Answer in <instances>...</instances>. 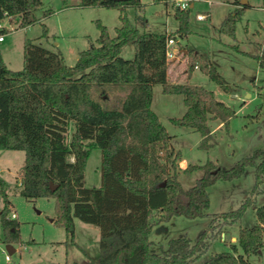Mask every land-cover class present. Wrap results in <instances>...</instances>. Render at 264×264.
<instances>
[{
  "label": "trees",
  "instance_id": "1",
  "mask_svg": "<svg viewBox=\"0 0 264 264\" xmlns=\"http://www.w3.org/2000/svg\"><path fill=\"white\" fill-rule=\"evenodd\" d=\"M175 1L162 0L165 6L174 7L179 22L177 30L168 33L142 32L129 19V7L143 10L141 0H80L81 7L119 8L121 25L111 36L98 20L99 37L80 51L74 65L66 63L62 51L50 50L33 39L25 41L22 69L10 68L0 53V149L26 154L20 171L22 195L31 200L56 199L53 221L66 230L68 246L79 247L75 218L101 229L98 258L88 256L65 264H197L212 241L238 222L248 207L255 209L258 223L241 228L231 250L211 255L205 264H252L249 256L264 246V202L257 201L264 194V148L228 169L219 168L213 160L187 166L185 171L201 168L204 174L186 189L179 179L181 153L171 146V135L152 109L156 84L166 94L183 95L187 110L171 122L198 131L204 149L213 146L211 122L220 120L229 127L236 116L234 108L218 100L213 90L169 81L168 40L176 39L177 34L187 38L190 33V6L182 9ZM232 3L236 8L217 29L235 36L237 22L251 5H241V0ZM42 4V0H0V20L21 16V26L34 24L38 18L33 10ZM52 12L48 10L46 15ZM43 36L48 37L47 29ZM127 45L134 47L132 59L121 55ZM181 50H185L183 46ZM187 53L188 76L200 68L224 90L236 91L201 53L193 49ZM108 83L125 85L126 95L118 107L105 108L96 97V93L99 98L106 94ZM94 148L102 151V184L87 187L86 164ZM248 167L255 168V184L241 206L209 214V187L219 180L240 178ZM52 184L57 185L56 190ZM6 191L0 178L5 201L1 216L7 241L12 243L19 240V222L8 218L11 209ZM208 215L212 217L210 226L194 241L187 235L176 237L162 253L151 251L154 226L175 216L195 219Z\"/></svg>",
  "mask_w": 264,
  "mask_h": 264
},
{
  "label": "rangeland",
  "instance_id": "2",
  "mask_svg": "<svg viewBox=\"0 0 264 264\" xmlns=\"http://www.w3.org/2000/svg\"><path fill=\"white\" fill-rule=\"evenodd\" d=\"M143 10L134 7L127 9L129 19L140 31L174 33L179 22L174 15L173 6H165L160 0H141ZM235 0H193L190 4L189 27L187 38L176 35V43L172 50L176 51V59L183 60L181 74L175 77V83H190L205 86L214 91L218 100L234 108L236 116L225 127L220 120L211 122L214 133L213 146L204 149L200 146L202 135L191 128L171 122V118L182 117L187 106L181 94H166L163 86H154L152 109L158 114L162 123L171 135V146L181 153L179 179L184 188L194 186L203 176L201 168L185 171L191 165H203L213 160L219 168L228 169L244 156L256 149L264 148V0H250L247 8L236 24L235 36L218 31L227 14L236 8L231 3ZM42 6L33 10L38 20L31 25L21 26V16L6 18L1 22L8 27L5 40L0 42V53L6 64L12 69L24 66V44L26 39L50 50H60L68 65H74L80 51L90 46V40L96 41L100 30L97 21L107 26L111 36L121 25V10L104 6L81 7L80 0H42ZM48 10L53 12L46 15ZM204 14L206 18H199ZM142 16V18L140 17ZM47 29L48 37L43 36ZM193 49L201 53L227 79L236 91H226L218 83L211 80L200 68H196L190 76L186 68L190 61L188 53L181 50ZM122 57L132 59L134 47L127 45ZM170 81V80H169ZM172 82V81H171ZM125 85L108 83L104 87L106 94L99 98L105 108L120 105L126 95ZM260 92L263 93L260 96ZM26 154L23 150L0 149V178L8 180L6 186L11 216L18 214L19 240L7 241V228L4 225L1 211L5 206L4 196L0 192V264H65V262L84 261L88 256L98 258L100 251L101 229L99 226L83 222L75 218L76 241L78 246H68L67 234L63 227L53 221L57 216L56 199L40 197L27 199L21 193L17 179L25 164ZM102 151L91 150L85 170V185L100 187L102 184ZM21 181V180H20ZM255 184V168L248 167L245 174L234 180H219L209 187V214L230 211L241 206L251 193ZM258 204L264 202V194L258 197ZM211 215L195 219L175 216L169 221L154 226L150 239L151 251L162 253L170 239L187 235L194 241L211 223ZM258 223L253 207H248L240 220L230 226L220 237L212 241L207 253L197 264L205 261L213 254L230 251L231 245L237 243L239 230L252 227ZM16 248L11 259H6L9 247ZM241 252V250H240ZM252 264H264V246L258 253L249 256Z\"/></svg>",
  "mask_w": 264,
  "mask_h": 264
},
{
  "label": "built area",
  "instance_id": "3",
  "mask_svg": "<svg viewBox=\"0 0 264 264\" xmlns=\"http://www.w3.org/2000/svg\"><path fill=\"white\" fill-rule=\"evenodd\" d=\"M160 1H162V0H160ZM190 2H191V0H176L175 4L177 6H179L180 8H182V9H186V8H188L190 6ZM198 17L202 19V18H206L207 16L204 15V14H199ZM6 18L9 20L8 17H5L4 19H6ZM4 19H2V20H4ZM2 20H0V42L5 40V35H4L5 32H3V30H7L8 29V27L1 22ZM175 43H176V40L173 39V38H170L168 40V49H167L168 60L176 59V51L172 50V48H171L172 45L175 44ZM8 218H12V219L18 218L17 212L13 211L11 216H8ZM10 254H11V252L8 249L7 252H6V259L7 260L11 259Z\"/></svg>",
  "mask_w": 264,
  "mask_h": 264
},
{
  "label": "crops",
  "instance_id": "4",
  "mask_svg": "<svg viewBox=\"0 0 264 264\" xmlns=\"http://www.w3.org/2000/svg\"><path fill=\"white\" fill-rule=\"evenodd\" d=\"M234 2V1H233ZM248 3L250 4V5H252V3H251V1L250 0H248ZM233 6H235V4H233V3H231ZM184 52L187 54V50H184ZM170 61V60H169ZM183 62H185V61H183V60H180V61H177V62H170V65H169V69H168V79L170 80V81H172V82H174V79L173 78H175V77H179V75L182 73L181 72V64L183 63ZM6 63V62H5ZM175 83V82H174ZM153 97H154V95H153ZM242 177V176H241ZM3 180H4V182H5V184H6V186H8V185H10L9 184V182H8V180H6V179H4V178H2ZM17 183H18V185H21V181H20V179L18 178L17 179ZM237 238H234L233 240H236ZM9 251L11 252V253H14L15 251H16V248H14V247H12V246H10L9 247Z\"/></svg>",
  "mask_w": 264,
  "mask_h": 264
},
{
  "label": "water",
  "instance_id": "5",
  "mask_svg": "<svg viewBox=\"0 0 264 264\" xmlns=\"http://www.w3.org/2000/svg\"><path fill=\"white\" fill-rule=\"evenodd\" d=\"M113 1L123 2V1H130V0H113ZM247 3H248V0H241V5H246ZM163 185H165V183ZM51 188H52V190H56L57 185L52 184Z\"/></svg>",
  "mask_w": 264,
  "mask_h": 264
}]
</instances>
